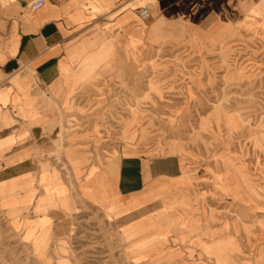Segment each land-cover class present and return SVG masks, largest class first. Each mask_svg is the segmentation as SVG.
I'll list each match as a JSON object with an SVG mask.
<instances>
[{
    "label": "rangeland",
    "instance_id": "rangeland-1",
    "mask_svg": "<svg viewBox=\"0 0 264 264\" xmlns=\"http://www.w3.org/2000/svg\"><path fill=\"white\" fill-rule=\"evenodd\" d=\"M232 7L225 21H199L196 39L134 54L115 41L81 64L86 107L75 115L91 116L71 115L66 134L99 131L90 144L97 157L184 162L178 183L155 196L162 208L125 230L138 235L125 241L124 228L82 199L59 157L69 186L58 188L71 192L66 220L48 236L47 219L9 213L1 202L0 264H264V21H244ZM255 9L264 13V2Z\"/></svg>",
    "mask_w": 264,
    "mask_h": 264
},
{
    "label": "crops",
    "instance_id": "crops-1",
    "mask_svg": "<svg viewBox=\"0 0 264 264\" xmlns=\"http://www.w3.org/2000/svg\"><path fill=\"white\" fill-rule=\"evenodd\" d=\"M36 1L0 0V203L9 213L47 219L45 233L57 236L71 208L60 157L78 195L124 228L129 241L138 231L126 234V228L162 208L155 196L178 183L184 162L178 155L97 157L90 144L99 131L66 134L71 115L86 107L81 64L115 41L134 54L152 43L196 39L199 21H225L232 5L259 26L264 13L255 8L264 0H43L32 11ZM142 8L150 11L147 21L139 18ZM75 116L84 121L91 115ZM91 167L97 172L85 178ZM103 186L110 195L103 196Z\"/></svg>",
    "mask_w": 264,
    "mask_h": 264
},
{
    "label": "built area",
    "instance_id": "built-area-1",
    "mask_svg": "<svg viewBox=\"0 0 264 264\" xmlns=\"http://www.w3.org/2000/svg\"><path fill=\"white\" fill-rule=\"evenodd\" d=\"M44 1L38 0L31 5L32 11H36L43 7ZM139 18L141 21H147L150 18V11L147 8H142L139 12Z\"/></svg>",
    "mask_w": 264,
    "mask_h": 264
}]
</instances>
